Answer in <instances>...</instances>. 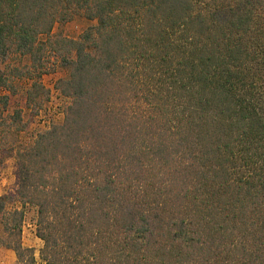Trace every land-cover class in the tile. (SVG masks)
Returning <instances> with one entry per match:
<instances>
[{"label": "trees", "instance_id": "obj_1", "mask_svg": "<svg viewBox=\"0 0 264 264\" xmlns=\"http://www.w3.org/2000/svg\"><path fill=\"white\" fill-rule=\"evenodd\" d=\"M263 12L264 0H0V52L36 69L50 49L68 70L62 121L16 155L50 264H264ZM76 13L95 23L53 38ZM10 216L18 234L23 212ZM0 243L33 264L20 239Z\"/></svg>", "mask_w": 264, "mask_h": 264}, {"label": "rangeland", "instance_id": "obj_2", "mask_svg": "<svg viewBox=\"0 0 264 264\" xmlns=\"http://www.w3.org/2000/svg\"><path fill=\"white\" fill-rule=\"evenodd\" d=\"M234 6L232 3L229 7ZM229 12L228 7L223 6L221 17L226 18ZM262 17L264 22V14ZM94 23L95 20L87 19L83 13H76L65 22L56 21L51 34L53 38H77L86 27ZM262 27L264 29V23ZM38 39L43 41L45 36L39 35ZM41 62L42 68L35 69L28 54L0 52V198L4 202V210L0 213V241L11 242L18 238L21 246L30 250L26 252V256L32 254L33 264H50L48 258H44L41 253L44 241L38 235L37 207L24 202L19 194V187L24 183L16 176L17 152L30 146L38 134L53 124L60 123L65 107L71 100L58 87V80L68 74L67 68L60 63V56L46 49ZM260 66L262 65L257 68ZM38 74L40 77H36ZM35 81L40 82L46 92L35 91L33 96L28 97V90ZM261 84L264 86V77ZM13 210L22 211L23 219L19 233L13 230V234L8 235L3 226L6 222L14 227L10 216ZM52 234L57 235L56 232ZM24 260L28 263L27 259ZM259 261L261 259L244 264H259ZM0 264H20L16 252L3 243H0Z\"/></svg>", "mask_w": 264, "mask_h": 264}]
</instances>
